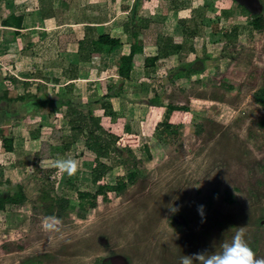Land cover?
<instances>
[{
  "label": "rangeland",
  "instance_id": "374dc122",
  "mask_svg": "<svg viewBox=\"0 0 264 264\" xmlns=\"http://www.w3.org/2000/svg\"><path fill=\"white\" fill-rule=\"evenodd\" d=\"M11 13L24 21L13 41L0 26V130L12 140V151L5 152L0 139V182L11 183L0 186V195L14 193L19 183L27 198L0 211V264H93L97 258L179 264L181 255L214 253L241 228L256 257L264 258V110L253 98L264 91V28L249 23L251 16L264 19V0H0V23ZM140 18L149 19L147 28H138ZM87 27L89 37L108 33L124 46L125 29H137L151 55L165 41L179 50L159 55L149 69L139 57L122 97L108 100L113 115L107 116L97 102L105 101L108 85L115 91L119 84L116 61L123 49L79 62L77 42ZM9 76L31 82V93L45 84L38 97L54 98L73 83L81 96L75 103L95 102L105 130L123 142L126 130L136 138L132 150L144 162V176L121 197L87 211L77 191H95L94 155L81 138H71L64 110L52 123L50 111L30 100L2 99L23 92ZM167 105L188 112L170 117L181 138L163 147L157 125ZM43 136L50 138L47 165L36 172ZM67 159L78 162L74 175L55 167ZM103 162L113 166L104 183L126 181L114 161ZM42 192L69 204L48 217Z\"/></svg>",
  "mask_w": 264,
  "mask_h": 264
},
{
  "label": "trees",
  "instance_id": "16d2710c",
  "mask_svg": "<svg viewBox=\"0 0 264 264\" xmlns=\"http://www.w3.org/2000/svg\"><path fill=\"white\" fill-rule=\"evenodd\" d=\"M149 19H138L137 26L139 29L147 28V22ZM23 16L9 14L6 19L1 21L0 26L5 28L4 31H9L12 36V41L16 36L19 35V31L22 29ZM250 26L256 31H261L264 28V19L261 16H251ZM84 37L77 42V55L79 62H90L93 58L99 57L104 53H112L116 50L123 51L119 54L116 61L117 76L119 78V84L115 91L114 84L108 85L103 94L105 101L97 102L99 110L106 113L107 116L113 115L111 111V105L108 100L111 98H121L124 90L125 83L129 82L131 74L135 68L136 63L143 58L142 67L149 69L155 66V64L162 57L175 54L178 50V46H170L167 41L163 42L161 48H158L157 54L151 55L149 48L145 47L139 40V32L137 29H125V33L128 37V41L124 46L121 40L117 37H113L110 34H100L96 38H91L88 35L89 27L86 28ZM4 41L7 39L4 37ZM13 71H18L17 66H13ZM10 79L14 82L21 83L23 86V92L19 93L15 99L10 100L7 96L2 99L14 102H25L32 101V104L37 110L48 109L51 113L50 121L52 123H59L60 111L64 110L63 118L66 120V124L71 132V138H81L83 141L84 148L94 155V167L91 172L92 183L95 185V191H77V198L81 202L82 207L86 205L87 211L94 210L99 203L107 202L110 197L118 198L121 197L126 191L129 185L135 184L140 178L144 176L143 160L137 156L132 150V145H135V137L129 134L126 130V136L123 139L115 134L105 130L101 125V116L94 114L93 105L95 102H88L87 104L75 103L74 97H81L77 95L74 89L73 83L63 86V88L55 94V97H49L42 95L38 97L36 93L44 94L46 92V85L42 82L36 84V90L38 92L31 93L29 87L31 82L17 80L16 78ZM70 80H74L70 79ZM57 84V80H55ZM156 98V96H154ZM153 98V99H154ZM254 102L261 106L264 110V91L257 90L253 94ZM148 100V104L152 107H157L158 104L155 100ZM86 108L85 112L81 108ZM165 117L164 121L157 125L159 128V140L161 145L165 147L169 140H175L181 138L180 126L170 122V117L178 112H188L185 107H178L173 105L165 106ZM55 135L57 130H54ZM55 138V136H50ZM0 139L2 140V146L5 152L12 151V140L2 135L0 130ZM49 137L43 136L40 138V150L35 153L34 168L36 172H42L38 166L41 160L46 158L43 157V152L47 151L50 147ZM127 140V141H126ZM45 150V151H44ZM114 161L116 166L121 167L126 173V181L123 178H118L113 184H107L103 182L106 175L111 172L112 165H108L103 161L110 162ZM2 185H11L10 181L6 179L0 182ZM14 193L8 192V194L0 195V211L5 209V206L10 205H21L27 198L24 193L22 186L16 183L14 186ZM40 199L43 202L49 203L46 210L48 217H54L60 215L62 211L66 209L69 204V200L57 197L56 199L50 198L48 192L41 193ZM93 264H109L102 258H97Z\"/></svg>",
  "mask_w": 264,
  "mask_h": 264
},
{
  "label": "clouds",
  "instance_id": "9594fccd",
  "mask_svg": "<svg viewBox=\"0 0 264 264\" xmlns=\"http://www.w3.org/2000/svg\"><path fill=\"white\" fill-rule=\"evenodd\" d=\"M46 165L47 161L41 160L40 167ZM55 167L59 172L71 176L76 173L78 162L73 159L57 160ZM172 211L175 212L177 209L172 208ZM197 211L203 217L204 205H199ZM194 261H198L199 264H264V258H257L255 252L244 240L243 228L234 233L231 242L224 239L219 245V250L214 253L202 252L191 256L181 255L179 258V264H194Z\"/></svg>",
  "mask_w": 264,
  "mask_h": 264
},
{
  "label": "crops",
  "instance_id": "0c3cea01",
  "mask_svg": "<svg viewBox=\"0 0 264 264\" xmlns=\"http://www.w3.org/2000/svg\"><path fill=\"white\" fill-rule=\"evenodd\" d=\"M13 14H15V13H13ZM15 15H17V14H15ZM22 16V15H21ZM23 21H24V17H23ZM2 29H3V27H1ZM5 29V28H4ZM22 29H23V22H22ZM22 29L19 31V32H21L22 31ZM6 45H7V43H6Z\"/></svg>",
  "mask_w": 264,
  "mask_h": 264
}]
</instances>
